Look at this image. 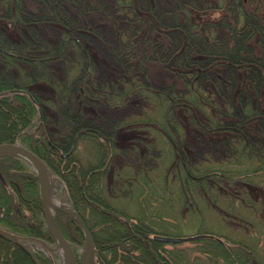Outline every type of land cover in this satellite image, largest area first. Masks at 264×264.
Listing matches in <instances>:
<instances>
[{"label":"trees","instance_id":"16d2710c","mask_svg":"<svg viewBox=\"0 0 264 264\" xmlns=\"http://www.w3.org/2000/svg\"><path fill=\"white\" fill-rule=\"evenodd\" d=\"M43 1L46 3V0ZM63 1L47 0V3H50L53 12L66 11ZM133 1L120 0L119 3L128 15L133 11V15L137 17L139 9L146 6L143 3L138 7L136 2L133 6ZM216 1V6L225 11L213 21L204 22L208 30L192 31L191 39L190 28L180 26L182 30L176 32L179 38L185 32V37L181 40L183 45L178 40V43H174V39L169 42V53L166 54H176L173 60L190 68L182 74L187 87L181 92H174L171 88L159 89V99L167 105L174 103V106L192 110L190 126L195 130L192 131L194 136L200 141L208 140L214 146H222L224 156L219 159L209 156L206 159L194 157L190 145L185 143V130L178 112L168 108L162 114V124L157 123L158 127L150 126L152 131L145 135V139L149 137L151 141L140 142L143 150L145 149L144 153L140 152L139 144H135V153L152 156L153 152L150 150L159 146L156 153L159 159L168 160L170 157L179 160L180 173L175 176L178 177L176 179L180 185V195L192 186L195 193H200L211 204L219 203L216 204L218 209L228 216L243 218L247 223L253 221L256 226L257 218L264 222V207L261 209V217L251 220L235 212L238 205L234 201L235 197L241 198L247 208L257 211L258 206L245 195L244 183H262L264 187L263 18L256 11L247 9L245 0ZM80 7L81 5L76 8L79 10ZM57 15L56 20L62 21L64 17L66 23H72L71 16ZM67 28L68 32L61 34L58 40L46 44L48 50L44 55L37 52L26 57L33 65L35 76L26 83L18 82L9 73L10 61H14L17 53L16 48L9 46L2 51L1 46L5 45H0V144L19 141L44 161L51 178L63 184L64 200L77 211L90 232L93 242L90 264H170L166 257H162L161 242L150 238L156 232L152 220H148V212L153 208H147V205L145 207L144 203L147 204V198L151 200L152 197L138 200L145 189L153 194L149 183L147 185L142 180L143 164H136L135 172L131 174L118 171L116 180H121L120 183L115 184L113 180L109 182L108 169L115 152L120 149L116 144V134L121 125L115 123V120H110V124L99 121L97 110L95 115L84 109L89 102L99 105L105 101V104L112 107H117L122 102L127 103L134 93L139 92L140 87L148 89L144 86L146 82L141 77L132 76L120 86L117 82L111 83L108 80L96 81L89 87L84 82L91 72L89 59H85L83 63L84 76L79 69L74 74L70 73L64 81L55 80L47 66L48 59L65 55L67 48L72 46L83 50L87 56L86 49L81 48L78 38L70 33L72 30L69 28L74 27ZM26 42L35 48L34 40L28 39ZM123 42L121 46L116 45L115 41L111 42V50L122 67L125 65L123 54L129 47ZM153 48L156 54L159 53L158 45ZM161 56L165 57V54ZM201 78L209 81L212 90L208 91L204 87ZM39 79L47 81L58 97V116L62 119L60 124L52 126L54 122L46 111L47 104L41 96L27 89L30 81ZM13 87L20 90L11 92ZM214 90L220 99H214ZM195 110H200L202 117L198 119ZM114 123L117 124L116 127H113ZM252 129L256 130L255 135L250 133ZM82 141L90 150L89 158L84 162L81 151L77 149ZM162 151L168 158L162 156ZM164 165L168 167L167 162ZM120 174L127 177L125 180L133 185L129 187L131 191L121 192L118 189L120 184H125ZM237 182L241 183L239 188ZM130 196L133 200L136 199V209L132 214L120 208L123 206L120 202L122 198L130 200ZM224 196L227 202L221 204L219 201ZM156 210L158 211V207ZM53 216L60 232L73 248L83 242V231L71 214L58 208ZM0 227L44 241L52 240L42 214L37 174L26 168L21 157L14 155L0 157ZM247 231L251 235V230ZM24 241L26 244L35 242L33 239ZM238 245L247 254L246 257L245 252L242 253L245 258L241 260L242 263L255 264L249 258L248 252L252 251V247L248 242L240 240ZM32 251L41 264H52L49 259ZM225 253L228 254V249ZM229 259L236 262L234 258ZM0 264L35 262L21 246L0 236ZM256 264L264 262L258 261Z\"/></svg>","mask_w":264,"mask_h":264},{"label":"rangeland","instance_id":"374dc122","mask_svg":"<svg viewBox=\"0 0 264 264\" xmlns=\"http://www.w3.org/2000/svg\"><path fill=\"white\" fill-rule=\"evenodd\" d=\"M119 1L84 0L81 3L77 0H64L63 4L68 11L66 9V11L53 12L47 0L46 3L43 0H18V20L11 23L14 18V2L12 0H0V33L4 37V39H1L2 36L0 37V45H5L1 46V50L4 51L10 46L15 47L17 51L14 61H10L12 63H10L9 73L18 82L26 83L33 80L35 78L34 68L27 58L37 52L44 55L45 51L48 50L46 48L48 42L52 43L58 40L61 34L68 32L67 27H74V29L69 28L72 30L70 33L78 38L81 48L86 49L87 56L83 50L72 46L67 48L65 55H57L48 59L47 66L50 67V73L53 74L55 80L64 81L68 79L70 73L74 74L79 69L84 76L83 63L85 59H89L91 72L88 73L86 80L83 77L84 82L88 83L89 87L93 86L92 83L96 81L108 80L111 83L117 82V85L120 86L123 82L130 80L132 76L141 77L142 81L146 82L144 86L148 87V89L140 87L139 92L134 93L130 101L122 102L117 107L109 106L105 104V101L99 105L89 102L84 107L86 111L95 115L98 111L99 121L102 120L110 124V120H115V123L121 125L116 134V144L120 149L115 152L108 169V181L113 180L115 184H118L121 181L116 180L118 171L122 170L131 174L135 172L136 164H143L144 175L142 180L147 185L149 183L148 186H151L153 194L150 193V190L145 189L138 200L143 201L148 196L152 197L151 200L147 198V204L144 203L145 207L147 205V208H153L150 210L151 212H148V220H152L156 232H153L150 238L153 239L154 234L181 237L205 235L179 242H163L153 239L161 242L162 257H166L170 264H244L241 260L245 259L243 252L246 250L238 245L241 240L248 242L249 246L252 247V251L248 253L249 258L253 259L255 264L258 261L264 262V222H260L257 218L258 223L255 226L253 221L247 223L244 221L245 219L242 220L243 218L239 219L234 215L228 216L227 213L218 209L219 203H216L218 205L211 204L200 193H195L192 186L190 189H185L184 194L180 195V185L176 179L178 177L175 176L176 173H180L179 160L170 157L168 160L159 159L156 154L159 146L156 145L155 148L153 147L154 149L150 150L153 152L152 156L146 157L139 152L135 153L137 144L141 149H139L140 152L144 153L145 149L143 150L140 142L151 141L149 137L145 139V135L152 131L150 126L156 125L158 127L159 124H162V114L168 108L178 112L185 130V143L190 145L194 157L206 159V156H209L219 159L224 156L222 146H214L208 140L200 141L194 136L192 131L195 130L193 126H190L192 110L174 106V103L167 105L161 101L162 99H159L161 92L159 89L171 88L174 92L186 90L187 84L182 74L190 68L173 60L176 54L173 53L170 56L166 54L169 53L167 50L171 40L174 39L173 42L178 43L185 37L184 31L181 34L183 37L180 38L176 32L181 29L180 26L190 28L189 36L192 39V31L208 30L204 22L218 18L225 9L217 7L216 0H134L133 6L135 2L137 6L143 3L146 6L139 9L138 15L135 17L133 11H130V15H128ZM80 5L78 10L76 7ZM245 7L259 13L264 24V0H245ZM57 14L71 16L72 23H66V20H63L64 17L62 21L56 20ZM194 26L196 28H193ZM172 30L174 32L171 33ZM28 39L36 42L35 48L26 42ZM114 41L119 46L123 45V41H125L129 46L128 51L123 54L125 58L124 67L120 65L116 54L111 50V42ZM190 42L192 43V41ZM180 44L183 45L182 42ZM154 45H158L159 53L157 54L153 51ZM164 54L165 57H162L161 55ZM195 78L197 77L195 76ZM201 81L208 91L212 90V85L206 78H201ZM30 82L27 89L33 90L47 104V106L45 104L46 111L54 122L52 126L60 124L62 119L58 116V97L56 94L54 95L51 85L41 79ZM13 89L18 88L13 87ZM214 99H220L216 90H214ZM194 113L198 119L203 115L200 110H195ZM102 114L103 117H101ZM115 123L113 127H116L117 124ZM250 133L255 135L256 130L252 129ZM152 135H154L153 132ZM155 139L158 140V138ZM77 147L82 153V161L84 162L89 158L90 150L84 141L79 143ZM162 152V156L168 158V155L164 151ZM21 158L26 168L35 172L32 164L26 158ZM164 161L167 162L168 167L164 165ZM120 177L125 181V184H120L118 189L121 192L131 191L129 188L132 185L131 182L125 180L128 178L124 175L121 176V174ZM165 178L166 182H164ZM48 185H50L48 189L50 203L62 207L69 206L63 198V184L49 177ZM161 185L163 186L161 187ZM236 185L239 188L241 183L237 182ZM161 188L166 190H160ZM244 190L245 195L253 201L254 205L258 206L257 211L247 208L245 201L235 197L234 203L238 205L235 212L242 214L246 219L253 220L260 216L261 209L264 207V187L262 183L255 185L244 183ZM127 199L126 197L122 198L120 202L123 203V206L120 208L124 212L132 214V211L136 209V199L133 200L131 196L129 197L130 200ZM219 202L221 204L227 202L225 196ZM157 207L158 211L156 210ZM48 209L53 216L55 208L49 207ZM74 219L76 220L75 217ZM249 229L252 236L248 234L249 231L247 230ZM47 230L50 233L49 229ZM50 235L52 236L51 233ZM82 235L84 237V232ZM67 242L72 250L75 264H81V254L85 250L84 238L80 245H75V248L68 240ZM236 244L237 246H234ZM27 245L31 250H35L41 256L49 259L52 264H66L63 250L53 236L50 241L27 242ZM225 248L228 249L227 255ZM91 251L92 248L88 258L89 264ZM229 257L236 259V262L230 261Z\"/></svg>","mask_w":264,"mask_h":264},{"label":"water","instance_id":"95a60500","mask_svg":"<svg viewBox=\"0 0 264 264\" xmlns=\"http://www.w3.org/2000/svg\"><path fill=\"white\" fill-rule=\"evenodd\" d=\"M13 1H14L15 13H14V18L11 20V23L16 22L18 20V16H19L18 0H13ZM17 90L18 89H12L11 91H17ZM5 155L21 156V157L26 158L32 164V166H33V168L37 174V178H38L40 202L42 205V213L44 216L45 223H46L50 233L55 238L57 244L60 245V247L62 248L63 254H67V264H75L74 257L72 254V250H71L67 240L62 235L59 228L57 227V225L53 219L52 213L50 212V209H48V208L51 207V208H55V209H58V208L62 209V210L68 212L69 214H71L73 217L76 218L78 224L81 226V228L84 232V242H85V244H84L85 250L81 254L80 262H81V264H89L88 258H89L90 250L92 248V238H91L90 232H89L85 222L81 218V216L72 207L56 206V205H53L51 203H47V201L45 199V196L48 197V189H49L50 185L47 184V189H46V184H44V181H47V183H48V179L50 177V170L47 167V165L44 163V161L40 157H38L35 153H33L30 149H28L24 145L20 144L19 142H10V143L0 144V157L5 156ZM0 236L23 246L25 248V250H27L30 253V251L21 242L22 237H20L16 234H13V233H11V232H9V231L1 228V227H0ZM202 236H205V235L204 234H198V235L181 237V236H167V235H162V234H154L152 237L155 240L163 241V242H179V241L194 239V238H198V237H202ZM87 250H88V254H87Z\"/></svg>","mask_w":264,"mask_h":264},{"label":"flooded vegetation","instance_id":"af4514ba","mask_svg":"<svg viewBox=\"0 0 264 264\" xmlns=\"http://www.w3.org/2000/svg\"><path fill=\"white\" fill-rule=\"evenodd\" d=\"M13 1V0H12ZM14 2V1H13ZM15 9V8H14ZM14 13H15V10H14ZM5 26H7V24H4ZM50 178H51V174H50ZM41 208H42V205H41ZM43 214V213H42ZM44 218V217H43ZM45 221V220H44ZM2 228V227H1ZM4 229V228H3ZM6 230V229H5ZM8 231V230H7ZM9 232H11V231H9ZM11 233H13V234H16V235H18V236H20V237H22L21 238V242L23 243V245L30 251V253L27 251V250H25V248L23 247V246H21V245H19V246H21L27 253H28V255L31 257V259L35 262V264H41L39 261H38V259L35 257V255H34V253H33V251L30 249V247L26 244V242L24 241V240H26V239H33V240H35V241H44L43 239H40V238H36V237H28V236H24V235H20V234H17V233H14V232H11ZM2 237V236H1ZM4 238V237H3ZM6 239V238H5ZM11 241V240H10ZM13 242V241H12ZM15 243V242H14ZM17 244V243H16Z\"/></svg>","mask_w":264,"mask_h":264},{"label":"bare ground","instance_id":"6f19581e","mask_svg":"<svg viewBox=\"0 0 264 264\" xmlns=\"http://www.w3.org/2000/svg\"><path fill=\"white\" fill-rule=\"evenodd\" d=\"M44 184H46V189H47V184H48L47 181H44ZM45 199H46L47 203H50V201H49L47 196H45ZM64 257H65V262L67 264V254H64Z\"/></svg>","mask_w":264,"mask_h":264}]
</instances>
